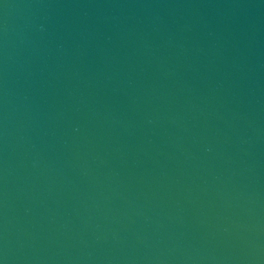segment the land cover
<instances>
[{"label": "water", "instance_id": "obj_1", "mask_svg": "<svg viewBox=\"0 0 264 264\" xmlns=\"http://www.w3.org/2000/svg\"><path fill=\"white\" fill-rule=\"evenodd\" d=\"M0 264H264V0H0Z\"/></svg>", "mask_w": 264, "mask_h": 264}]
</instances>
